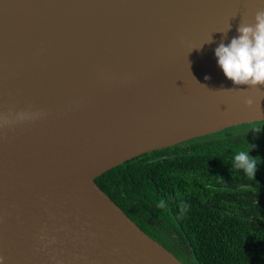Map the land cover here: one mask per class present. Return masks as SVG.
Wrapping results in <instances>:
<instances>
[{"label":"water","instance_id":"1","mask_svg":"<svg viewBox=\"0 0 264 264\" xmlns=\"http://www.w3.org/2000/svg\"><path fill=\"white\" fill-rule=\"evenodd\" d=\"M261 9L0 0V264H188L96 178L146 152L264 125V85L234 84L215 56Z\"/></svg>","mask_w":264,"mask_h":264},{"label":"trees","instance_id":"2","mask_svg":"<svg viewBox=\"0 0 264 264\" xmlns=\"http://www.w3.org/2000/svg\"><path fill=\"white\" fill-rule=\"evenodd\" d=\"M247 142L260 157L254 180L231 164ZM186 143V151L175 144L143 153L96 182L190 264H264V125Z\"/></svg>","mask_w":264,"mask_h":264},{"label":"clouds","instance_id":"3","mask_svg":"<svg viewBox=\"0 0 264 264\" xmlns=\"http://www.w3.org/2000/svg\"><path fill=\"white\" fill-rule=\"evenodd\" d=\"M237 32L238 35L233 37L230 43L221 42L215 48L218 65L225 76L236 85L249 87L264 85V9L255 13L252 23L241 20ZM224 34L226 36L227 32ZM245 104L251 106L253 100L247 99ZM252 147L253 145L247 142L243 148L234 150L231 164L254 180L260 157H252L249 154ZM2 260L3 257H0V262Z\"/></svg>","mask_w":264,"mask_h":264},{"label":"flooded vegetation","instance_id":"4","mask_svg":"<svg viewBox=\"0 0 264 264\" xmlns=\"http://www.w3.org/2000/svg\"><path fill=\"white\" fill-rule=\"evenodd\" d=\"M186 142L185 143H183V144H179V146H180V149H181V151H186V150H188L189 148H188V146H186ZM179 149V150H180ZM154 159H156V157L154 158ZM154 159H150V161H153ZM177 235L176 234H174V236L172 235V239L173 240H175V241H177ZM156 238V237H155ZM165 245V244H164ZM167 247H169V246H167ZM170 248V247H169ZM172 251H173V249L172 248H170ZM183 251H184V249L183 248H181ZM177 255H179L180 257H182L188 264H190L191 262L188 260V259H186V258H184L179 252H177L176 251V249H175V251H174Z\"/></svg>","mask_w":264,"mask_h":264},{"label":"rangeland","instance_id":"5","mask_svg":"<svg viewBox=\"0 0 264 264\" xmlns=\"http://www.w3.org/2000/svg\"><path fill=\"white\" fill-rule=\"evenodd\" d=\"M181 144H183V143H181Z\"/></svg>","mask_w":264,"mask_h":264}]
</instances>
